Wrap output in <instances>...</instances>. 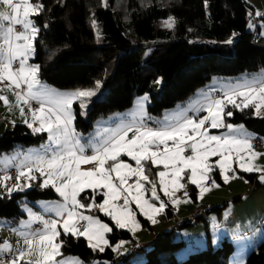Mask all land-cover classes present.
I'll use <instances>...</instances> for the list:
<instances>
[{
	"label": "snow or ice",
	"instance_id": "obj_1",
	"mask_svg": "<svg viewBox=\"0 0 264 264\" xmlns=\"http://www.w3.org/2000/svg\"><path fill=\"white\" fill-rule=\"evenodd\" d=\"M0 3L10 9L0 12V85L13 93L15 106L33 134L46 132L48 136L41 152L27 155L16 165V184L7 187L6 181L11 177L4 175L0 176V185L9 194L23 191L32 186L31 182L37 180L35 173H39L43 178L40 187L51 186L61 198L46 209L51 213L48 218L27 209L29 218L22 220L20 226L28 230L17 232L24 248L5 259L3 254L11 253L12 246L8 241L0 242V264H82L79 258L63 257L66 241L61 239L62 235L83 237L93 251L103 252L111 247L113 252L121 254L127 241L111 245L106 234L113 227L86 212L102 213L116 229L135 234L141 228L138 215L155 224L156 217L164 213L169 203L176 207L190 202L188 185L199 189L198 199L220 187L212 178L216 169L225 183L236 178L234 164L243 172L261 173L259 180L264 183V166L254 163L264 153L254 151L251 138L242 133L243 125L227 122L233 116L229 105L239 111L253 108L257 116L264 113V78L230 85L220 95H205L203 103L192 114L182 111L162 122L154 121L155 126L145 123L144 117L122 121L84 144L73 126V104L78 101L80 114L86 115L88 102L96 95L101 82L97 80L94 89L66 92L43 85L39 78L41 66L29 61L40 32L33 17L44 11V5L39 0L35 3L0 0ZM103 3L107 7L106 0ZM92 24L97 28L95 20ZM174 25L173 17L163 22L168 29ZM0 101L10 107L6 96L0 95ZM33 101L38 107H33ZM210 129L226 131L214 135ZM125 156L135 166L122 159ZM160 165L163 170L156 171L154 179L149 173ZM86 190H92L91 197ZM98 190H102L103 197L99 203ZM180 191L183 199L176 196ZM33 224L39 227L32 230Z\"/></svg>",
	"mask_w": 264,
	"mask_h": 264
},
{
	"label": "trees",
	"instance_id": "obj_2",
	"mask_svg": "<svg viewBox=\"0 0 264 264\" xmlns=\"http://www.w3.org/2000/svg\"><path fill=\"white\" fill-rule=\"evenodd\" d=\"M39 2L44 5V11L33 17L40 32L30 61L41 66L40 80L59 88H86L101 76L103 61L112 56L110 71L101 80L98 96L88 103L86 115L81 116L76 102L73 104V126L77 130L86 131L94 118L128 107L133 97L143 92L148 95L146 112L158 116L203 86L210 75H234L264 67V44L250 40L246 10H251L243 0H207V8L205 0H106L107 7L100 0ZM175 9L181 26L187 29L184 34L172 35L166 27L154 28V20ZM256 18L264 25V13ZM93 20L100 44L95 42ZM225 39H231V43H223ZM146 44H150V49L142 59ZM114 51L118 53L113 55ZM229 109L233 116L227 118V122L242 123L250 136L257 135L264 140V115H252V108L239 111L229 105ZM44 136V132L33 134L23 123H12L0 131V152L36 145ZM239 172L248 180L254 174ZM212 178L217 180L216 170ZM188 188L193 191L192 185ZM86 194L91 197L92 190H86ZM55 197L50 186L41 188L35 184L23 191L0 194V217L13 222L21 216V198ZM101 197L97 192V203ZM237 199L239 195L231 198ZM92 214L113 227V231L106 234L111 245L118 239L130 237L127 230L116 229L108 217L98 212ZM203 215L181 218L180 222L155 232L147 246L116 255L111 247L103 252L93 251L83 237L62 235L61 239L66 241L62 253L86 264L93 260L100 261L98 264H125L135 249L143 252L137 264H227L232 245L224 238L215 246L206 245L173 260L174 252L183 242L175 237V226L189 225L191 219L202 220ZM137 217L144 223L140 215ZM243 264H264V236L247 251Z\"/></svg>",
	"mask_w": 264,
	"mask_h": 264
},
{
	"label": "rangeland",
	"instance_id": "obj_3",
	"mask_svg": "<svg viewBox=\"0 0 264 264\" xmlns=\"http://www.w3.org/2000/svg\"><path fill=\"white\" fill-rule=\"evenodd\" d=\"M251 2H254L255 4H260L264 6V0H250ZM14 2H19V0H14ZM101 4L103 3V0H100ZM2 11H10V9H6V7L0 3V12ZM257 16V15H256ZM169 17H173L175 19V25L174 28L169 29L170 33L172 35H177L184 34L187 29L182 27L180 22H179V13L178 10H172L167 16L159 18L154 20L153 26L154 28L156 27H164L163 22L167 20ZM7 26V25H6ZM256 26L258 29V34L264 33V25L262 22L256 18ZM256 29V30H257ZM20 28L17 27V31H19ZM94 33L97 34L96 29H94ZM230 39H225L222 42L225 44H230L227 43ZM95 42L97 44L101 43V39L96 38ZM150 49V44H146L144 46L143 52H142V59L145 58L147 55L148 51ZM118 51H114L113 55H116ZM31 59V58H30ZM30 63H33L29 61ZM111 63H112V56H109L103 61V72L101 76L95 80H99L101 82L102 78L104 77L105 74H108L111 68ZM242 73H246L242 71ZM43 85H45L49 89H53L56 91L60 92H66V91H72L76 89H94L95 88V82L92 86L86 87V88H59L55 87L52 85L47 84L43 80H41ZM159 81V78L156 77V82ZM7 82H5L6 84ZM0 95L6 96L9 101V106H5L3 101H0V131H2L4 128L12 124V122H18V123H23V118L20 115V112L18 108L15 106L16 101L15 97L13 96V93L11 91H8L5 85L0 86ZM100 92V88L97 90L96 95L91 98V100L95 97L98 96ZM147 92H143L139 95H136L133 97L131 104L122 109V110H116L112 111L106 115L98 116L93 119L91 126L88 128L86 131H81L75 129V131L79 134L81 138V142L84 144H87L89 140H93L98 138L99 134L103 133L104 129L106 128H113L117 124L121 123L122 121L124 122L125 120L131 121L133 118H136L139 120L141 117L146 118L147 120L151 121L152 123L154 121H159L162 122L166 117H173L176 114L180 113V110L176 107H185V105H189L191 102V96L187 98V100L183 101L182 103L176 104L174 107L177 110H170L171 108H166L164 109L158 116H153L150 115L146 112V102H147ZM146 97V101H144ZM90 100V101H91ZM89 101V102H90ZM88 102V103H89ZM78 106L79 113L81 112V109L79 107V102H76ZM38 107V106H37ZM187 108V107H185ZM174 109V108H173ZM27 112V109H25ZM173 111V112H171ZM192 114V113H189ZM252 115L255 114V110L252 108ZM261 115H264L262 113ZM83 116V115H81ZM257 116V115H256ZM30 119V117H29ZM231 123V122H228ZM154 124V123H153ZM233 125H243L242 123H231ZM26 125V124H25ZM155 125V124H154ZM27 126V125H26ZM30 131H32L29 128ZM248 129L245 128L243 125L242 133L243 134H250V133H245ZM211 134L214 135H219L222 132L226 131V129H210L209 130ZM45 136L42 141H40L36 145H32L29 147V149H34L33 154L39 153L42 151V146L47 145L48 143V136L47 133L44 132ZM24 147V146H23ZM255 152L258 151H264V143L258 147H253ZM90 151V150H89ZM28 152V151H27ZM264 153V152H262ZM8 153L6 152H0V156L2 155H7ZM29 155H31L28 152ZM122 159L126 160L127 162L133 164L135 166V162L131 161L129 157H122ZM216 158H212V160H215ZM258 166H264V155H261L257 160L254 161ZM235 169V177L233 179H230L228 183H225L222 177L220 176L219 170L217 169V172L219 174L220 182H217L220 187L218 188H213L209 192L205 193L203 195L202 199L196 200L195 203H202V202H207L209 203V207L213 205L214 202L218 201L219 204L221 202H224L222 200H225V204L221 208L220 212L217 213L216 210H207L204 213V218L198 219V220H193L191 219V223L189 225H183V226H175V237L180 238L183 242L182 245L174 252L173 254V260L177 261L181 258H183L188 252L198 250L199 248H202L206 245L209 246H215L219 240L221 239V233L222 232H228L229 235L231 236L230 240L233 243V248L227 255V264H243V260L245 257L246 253H243V249L241 247V241L246 237L244 234V230H248L250 228L251 221L254 220V218L260 213L264 215V183H262L259 180V176L261 173L258 172H253V176L256 179L254 182L253 179L248 180L246 177H244L239 171L240 168L237 164L233 165ZM158 170H163V166H157V168L152 169V172L149 173L150 176L154 177V173ZM5 173L0 169V176H4ZM229 175H232L231 173ZM37 185L40 187V184L43 183V178L39 176V173H37ZM15 179V178H13ZM247 181V182H246ZM8 182V181H6ZM186 183V181H182ZM196 190L198 191L197 197L200 195L199 189L194 185ZM52 188V187H51ZM52 190L55 192V190L52 188ZM6 191V189L4 190ZM3 190H0V194L5 193ZM3 192V193H2ZM14 192V191H13ZM97 192H100L102 195V190H98ZM182 193L181 198L183 199V191H180ZM56 193V192H55ZM5 194H9L7 191ZM57 197L51 198V199H30V200H25L24 198H21V201L19 202V210L22 212V215L19 216L15 221L12 223H9L8 219H5L3 217H0V242L8 241L11 246H12V252L11 253H4L3 255L8 256L9 258L12 257L13 255L16 254L19 250H23L24 248V242L23 240L18 237L17 232L18 231H27L28 229L21 228L20 222L27 221L28 220V212L27 209H31L33 212L38 213L40 215H43L45 218H48L51 213L48 212L46 209L54 204L57 201H60L61 198L60 196L56 193ZM162 199L167 201V197L163 196V193L160 194ZM239 195V199L237 200H231L232 196H237ZM189 197V196H188ZM103 197H101L102 200ZM88 202H91L90 200ZM100 202V201H99ZM98 202V203H99ZM194 203V205H195ZM34 205L38 206L39 209H34ZM193 205V207H194ZM192 207V208H193ZM133 208L135 206L133 205ZM177 206L175 207V209ZM191 208V209H192ZM177 210V209H176ZM138 211V210H137ZM179 212V210H178ZM85 214H92V213H85ZM102 214V213H101ZM95 215V214H92ZM141 216V215H140ZM144 219V223L141 225V228L138 229L135 234L133 232L127 230L130 234V237H138L140 233H144L147 235L149 238L151 237V232L156 230L159 231L161 230V227L164 226L165 222H169V224L173 223V218H169L166 220H160L159 216L156 217L157 223L153 224L150 221H148L144 216H141ZM184 219V216H182ZM228 218H231L232 221L228 224L224 222ZM138 219V217H137ZM103 221V220H102ZM139 221V219H138ZM104 222V221H103ZM140 222V221H139ZM11 224V225H10ZM141 224V223H140ZM32 230H35L31 226ZM252 228V227H251ZM63 231V230H62ZM147 237V238H148ZM123 241H127V245L130 244L131 241L128 239H122ZM87 241V240H86ZM88 243V242H87ZM116 245V244H115ZM140 254L142 255V249H135L132 251L131 255L128 258L127 264H137L139 261H134V255L135 254ZM63 257H74V256H68V255H63ZM117 264V263H115ZM126 264V263H125Z\"/></svg>",
	"mask_w": 264,
	"mask_h": 264
},
{
	"label": "crops",
	"instance_id": "obj_4",
	"mask_svg": "<svg viewBox=\"0 0 264 264\" xmlns=\"http://www.w3.org/2000/svg\"><path fill=\"white\" fill-rule=\"evenodd\" d=\"M243 1L247 5L250 6V10L255 16H256L257 12H260L261 14L264 13V6L263 5L255 4L254 2H251L250 0H243ZM257 33H259L258 29L256 30V34ZM257 36L259 38V42H262L264 44V34H262V35L258 34ZM244 72H246V73L238 72L234 75H226V76L215 75V74L210 75L203 86L196 88L189 95V96H191L192 99H191V102L189 103V105H187V106L185 105V107H187V108H185V107H176V108H178V110H180V112L189 111V113H192V110L196 109L197 107L200 106L201 103H203L205 95L211 94L210 89H214L220 95V94H222L221 90L224 89L225 87L230 86V85L236 84L238 82L242 83L245 80H252V79L259 80L261 78H264V67L257 68V69L252 70V71H244ZM189 96L187 98H189ZM187 98H185V100H187ZM185 100H183V101H185ZM144 101H146V99ZM182 102H179V103H182ZM179 103H176V104H179ZM176 104L171 106L170 110H177L174 107ZM171 112H173V111H171ZM124 122H127V120H125ZM245 133H249V131L247 130ZM250 135L251 134H247L246 136H250ZM30 146H32V145H26L24 147L14 148V149L10 150L9 152H6V153H8L7 155L0 156V169L3 171V173H5V175H8L11 177V179L7 180L8 182H6L7 187H12L13 185L16 184V179H13L16 177V174H17L16 165L19 164L21 161H23L27 155H29L28 152L31 155L33 154L34 149H29ZM262 152H264V151H262ZM262 152L258 151L257 153H262ZM89 154H90V151H89ZM82 167H86V166H82ZM10 171H13V173H10ZM216 173H217V180L215 178H213V179H215L217 182H220V178H219V174L217 172V169H216ZM35 175L37 176V173H35ZM251 179H253L254 182L256 181L254 176ZM31 183L33 184L34 182L32 181ZM35 184L37 185V181L35 182ZM192 186H193L192 192H190L189 188H187L188 196L190 198V202L180 203L176 208L177 210L175 209V207L172 206L171 203H169L167 206L168 208L164 211V213L159 215L160 220H166V219H169L172 217L173 221H174V219L176 217L183 218L182 216H185L188 213V211L193 207L194 203L196 202L197 195H198V191L196 190L194 185H192ZM5 189L6 188L4 186L0 185L1 191L2 190L4 191ZM4 192L6 193V191H4ZM181 196H182V193L180 192V195L177 197L181 198ZM222 201H224V202H221L219 204V202L216 201L212 205V206H220L216 210L217 213L220 212L221 208L225 204V200H222ZM33 207H34V209H39L38 206H36V205H34ZM178 210H179V212H178ZM204 217L205 216L203 215V218ZM231 221H232V219L228 218L224 222H226V224L227 223L229 224ZM8 222L12 223L10 221H8ZM142 224L143 223H141V225ZM168 225H170L169 222H165L164 226H162L161 229L167 227ZM32 227L34 229H36L37 227H39V225L33 224ZM60 230L62 231V229H60ZM152 232H156V230H154ZM152 232H151V234H152ZM244 232H245L244 234L246 235V237L241 241V247L243 249V253H247V251L264 236V215L262 213L261 214L259 213L254 218V220L251 221L250 228L248 230H246V228H245ZM147 237L148 236L145 235L144 233H140L138 237H135V238L129 237L128 240L129 241H147V240L151 239V237L150 238L149 237L147 238ZM222 238L228 239L232 245V248L234 247L232 241L230 240L231 236L229 235L228 232H222L221 233V239ZM119 241H122V239H118L115 242V244H117ZM128 246L129 245L125 244L123 246V248L121 249V253L129 250ZM116 254H118V253L113 252V255H116ZM12 255H13V253H12ZM68 256H73V255H68ZM142 256L143 255H140L138 253L135 254L134 255V261H140L142 259ZM4 258L10 259L8 256H5V255H4ZM65 258H67V257H65ZM127 261H126V264H127ZM98 263H100V261L93 260L89 264H98ZM82 264H86V263L82 262Z\"/></svg>",
	"mask_w": 264,
	"mask_h": 264
},
{
	"label": "built area",
	"instance_id": "obj_5",
	"mask_svg": "<svg viewBox=\"0 0 264 264\" xmlns=\"http://www.w3.org/2000/svg\"><path fill=\"white\" fill-rule=\"evenodd\" d=\"M249 23H251L252 27H249ZM246 26L249 30L250 40L253 43L259 42V38L256 34V29H257V27H256V16L249 10H246ZM210 90H211V95H213V96L219 95V93L217 91H215L214 89H210ZM32 104H33V107L38 106L35 101H33ZM144 120H145V123H147L149 126H155L151 121L147 120L146 118H144ZM248 137L251 138V143H252L253 147H258L264 143V140H262L257 135L248 136ZM10 173H13V171H10ZM179 195H180V192H177L176 196H179ZM208 208H209V203H207V202L195 203L194 207L192 209H190L184 217L193 218L197 215L204 213ZM180 220H181V217H176L174 219L173 223H178V222H180ZM154 236H155V232H152L151 238H153ZM149 242H150V240H147V241H131L129 246H128V249H133L135 247H145L149 244Z\"/></svg>",
	"mask_w": 264,
	"mask_h": 264
}]
</instances>
